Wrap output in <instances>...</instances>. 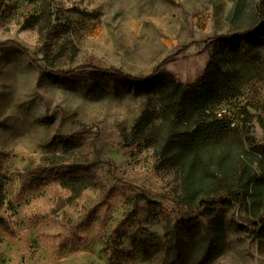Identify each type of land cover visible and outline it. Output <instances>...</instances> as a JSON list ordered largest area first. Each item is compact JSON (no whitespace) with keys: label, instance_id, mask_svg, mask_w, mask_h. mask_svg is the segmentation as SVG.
Here are the masks:
<instances>
[{"label":"rangeland","instance_id":"obj_1","mask_svg":"<svg viewBox=\"0 0 264 264\" xmlns=\"http://www.w3.org/2000/svg\"><path fill=\"white\" fill-rule=\"evenodd\" d=\"M235 1L0 0V264H264L249 205L228 199L205 217L176 202L178 165L138 128L162 120L159 82L87 68L147 78L172 57L161 70L192 84L212 60L235 65L234 82L250 78L221 105L252 151L264 143V0L231 18Z\"/></svg>","mask_w":264,"mask_h":264},{"label":"trees","instance_id":"obj_2","mask_svg":"<svg viewBox=\"0 0 264 264\" xmlns=\"http://www.w3.org/2000/svg\"><path fill=\"white\" fill-rule=\"evenodd\" d=\"M247 7L249 11H246ZM232 9L231 18L245 12L253 16L260 11L247 0H236ZM255 29L256 26H252L243 34H250ZM187 48L189 46L176 55ZM171 59L162 60L147 78L115 68L103 70L92 65L87 68H92L98 78L111 74L136 82H159L162 120L149 127L151 119L145 115L139 119L138 128L143 136L151 131L150 142L156 146L155 152L160 159L172 158L178 165L182 189L176 202L189 211L202 209L201 215L205 217L214 216L215 206L228 199L249 205V222L255 227L254 234L257 239L264 240V143L251 142L252 151H249L243 141V123L231 127L230 117L220 118L207 113L208 109L223 106V100L237 97L239 82L246 83L250 76L234 82L235 65L228 64L224 69L218 61L212 60L201 77L192 84H185L161 70ZM87 68L79 66L56 73L58 76L75 75ZM245 156H255L257 166L253 167L252 161ZM183 223L190 228L199 225L195 217L185 218ZM172 245H176L174 259L183 261L182 247L170 241L169 249Z\"/></svg>","mask_w":264,"mask_h":264},{"label":"built area","instance_id":"obj_3","mask_svg":"<svg viewBox=\"0 0 264 264\" xmlns=\"http://www.w3.org/2000/svg\"><path fill=\"white\" fill-rule=\"evenodd\" d=\"M213 113L216 117H220L223 118V116H228L231 119V127H238L237 122H236V116L234 114H232V112H230L229 108L226 105L223 106H219L217 108L214 109H208L207 113ZM242 118H244V116H242Z\"/></svg>","mask_w":264,"mask_h":264}]
</instances>
